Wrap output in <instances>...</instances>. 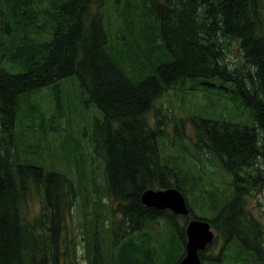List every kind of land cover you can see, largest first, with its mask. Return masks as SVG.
Returning a JSON list of instances; mask_svg holds the SVG:
<instances>
[{"label": "trees", "instance_id": "obj_1", "mask_svg": "<svg viewBox=\"0 0 264 264\" xmlns=\"http://www.w3.org/2000/svg\"><path fill=\"white\" fill-rule=\"evenodd\" d=\"M42 1L47 7L41 6ZM95 3L0 0V132L12 137L26 96L77 79L82 94L103 115V121L95 125L93 143L104 156L110 194L129 221L132 235L163 217L141 206L144 190L185 188L172 182L174 174L162 162L163 129H152L146 120L154 102L188 82L214 87L209 81L215 80L226 91H230L226 86H232L229 98L252 114L256 126L249 119L215 120L209 125L202 119L201 124L194 122V128L233 179L230 198L213 208L223 220L225 244L236 241L241 247L237 255L244 262L253 264L255 259L264 264L258 243L250 241V230L243 224V198L264 184V168L255 178L242 175L259 159L264 167V99L221 64L217 51L221 37L237 38L248 64L264 72V40L255 21L253 0H149L159 25L160 44L150 47L149 62L137 60L135 67L133 60L127 65L128 45L121 43L120 49L109 36L104 12L93 13ZM41 27L51 32L52 41L19 36L23 29ZM33 187L44 193L41 213L34 220L28 216ZM77 197L78 189L66 174L46 171L36 162L26 163L13 147L3 148L0 264H57L63 228ZM44 227L50 243L41 247L35 230ZM121 251L127 254L119 257L118 264H152L142 243L131 240ZM204 253H200L202 263Z\"/></svg>", "mask_w": 264, "mask_h": 264}, {"label": "rangeland", "instance_id": "obj_2", "mask_svg": "<svg viewBox=\"0 0 264 264\" xmlns=\"http://www.w3.org/2000/svg\"><path fill=\"white\" fill-rule=\"evenodd\" d=\"M95 1L93 13L104 12L106 28L116 46L123 49L122 44L128 45L125 49L128 67L132 60L134 67L137 60L143 64L149 62V56L153 55L150 47L160 44L159 25L149 0ZM160 1L164 3V0ZM253 2L255 21L264 40V0ZM41 6L47 7V3L42 1ZM24 34L39 41L53 39L45 27L23 29L19 36ZM240 43L237 38L221 37L217 50L220 62L264 99V72L248 64ZM154 57H159V53ZM209 83L214 87L188 82L167 91L154 102L146 120L152 129L164 131V138L159 143L160 156L174 174L172 182L185 187L181 192L192 210V217L216 222V240L204 253L202 264H211L215 260L219 264H252L237 255L241 247L236 241L225 244L223 220L213 208L230 198L233 179L224 172L220 158L213 155L210 143L198 135L194 122L201 124L204 119L209 125L215 120L249 119L253 126L256 124L249 111L229 98L234 89L232 86H226L230 90L226 91L220 89L219 81ZM24 100L12 137L0 132V153L3 148L13 147L15 154L26 163L36 162L46 171L66 174L78 189L75 207L63 228L62 255L57 264H118L119 257L124 258L127 254L122 253V246L131 240L142 243L145 256L152 264H176L184 253L182 236L190 217L174 215L170 220L165 215L148 222L137 233L128 234L129 221L110 194L105 159L96 152L93 143L95 125L103 121V115L82 94L77 79L61 81L26 96ZM263 168L259 159L242 175L255 178ZM43 199V190L33 187L28 202L30 219L39 217ZM243 210V224L250 230V241L258 243L264 256V184L248 191L243 198ZM35 236L41 240V247L49 245L46 227L36 229ZM251 261L263 264L255 259Z\"/></svg>", "mask_w": 264, "mask_h": 264}, {"label": "water", "instance_id": "obj_3", "mask_svg": "<svg viewBox=\"0 0 264 264\" xmlns=\"http://www.w3.org/2000/svg\"><path fill=\"white\" fill-rule=\"evenodd\" d=\"M158 193V194H157ZM143 205L157 210L170 209L177 215L189 216L185 197L176 188L167 189L165 192L149 189L141 196ZM186 255L179 264H201L199 253L204 251L214 241V232L209 222L193 219L187 226Z\"/></svg>", "mask_w": 264, "mask_h": 264}, {"label": "bare ground", "instance_id": "obj_4", "mask_svg": "<svg viewBox=\"0 0 264 264\" xmlns=\"http://www.w3.org/2000/svg\"><path fill=\"white\" fill-rule=\"evenodd\" d=\"M136 40V39H135ZM167 189H160V190H157V191H161V192H165ZM158 194V193H157Z\"/></svg>", "mask_w": 264, "mask_h": 264}]
</instances>
